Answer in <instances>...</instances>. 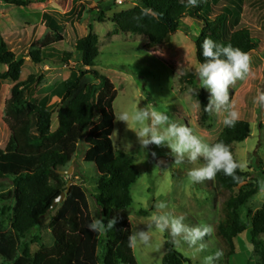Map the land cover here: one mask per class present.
Listing matches in <instances>:
<instances>
[{"label": "trees", "instance_id": "trees-1", "mask_svg": "<svg viewBox=\"0 0 264 264\" xmlns=\"http://www.w3.org/2000/svg\"><path fill=\"white\" fill-rule=\"evenodd\" d=\"M5 1L29 6L39 0ZM245 1L200 0L193 7L187 0H138L134 7L116 13L112 22L117 31L146 36V47L152 49L171 43L185 17L199 21L201 28L195 46L200 64L204 61L202 44L208 38L231 44L247 53L258 47L249 28L229 29L230 24L239 25ZM44 16L50 32L28 53L35 64L46 63L47 55H52L49 53L51 48L64 41L63 28L57 18L48 13ZM75 50L81 54L79 64L85 69H72L63 83L57 110L59 125L56 131H52L54 112L48 106V100L36 102L27 96L37 82L36 75L21 79L25 57L17 55L0 32V64L7 65V70L0 72V89L4 81L13 82L4 110V121L12 133L11 143L0 155V184L5 180L11 183L10 188L0 189L1 264H139L133 242L130 243L132 229L128 215L133 204L131 190L139 171L133 156L115 149L112 135L117 90L107 75L94 68L100 48L99 36L93 32L92 26L88 34L77 39ZM60 57L67 62L72 53L63 52ZM193 78V74H186L181 80L192 82ZM197 98L201 106L200 121L204 123L210 117L205 111L209 96L201 91ZM250 135L251 124L239 119L234 127L224 126L213 143L228 145L237 161L234 144L245 141ZM81 140L88 145L84 160L94 163L98 169L93 198L97 220L113 223V227L107 230H89L88 225L95 219L87 190L74 180L77 173L71 177L73 182L65 200L51 208L67 189L69 177L60 171L68 169ZM246 176L238 168L235 178L223 172L214 177L218 190L231 192L239 188V193L227 197L225 203L226 229L231 236L246 230L241 208L258 191L254 184L245 183ZM51 212H55L49 223L52 245H46L40 234L28 240L41 219ZM140 212L149 213L146 210ZM251 226L252 242L258 249L261 247L260 237L264 235V204L254 213ZM33 244L39 246L37 251L32 250ZM165 246L163 264L188 262L170 240H166ZM262 249L258 264H264V247Z\"/></svg>", "mask_w": 264, "mask_h": 264}, {"label": "rangeland", "instance_id": "rangeland-1", "mask_svg": "<svg viewBox=\"0 0 264 264\" xmlns=\"http://www.w3.org/2000/svg\"><path fill=\"white\" fill-rule=\"evenodd\" d=\"M211 1V0H208ZM138 0H39L29 6H17L0 0V32L9 42L14 52L25 57L22 80L36 75L37 82L27 92L28 99L40 102L48 100L53 110L52 131L59 125L57 110L60 106L59 91L69 78L72 69L84 70L79 64L81 54L75 50L78 38L88 34L90 26L99 36L100 55L95 69L107 75L115 85L117 97L114 102L116 116L127 111L130 115L148 107L166 113L171 119L193 129L194 133L206 142L213 143L224 128V115L215 111L207 121H200L201 106L197 95L206 89L200 88L195 75L199 63L196 58L195 39L201 23L190 17L183 19V25L172 36L171 43L146 47L148 38L144 35L117 31L112 17L134 7ZM54 16L62 26L64 41L51 48L46 63L35 64L29 50L49 34L44 14ZM218 13V11H215ZM215 15V14H214ZM231 23L233 21L230 18ZM247 27L258 42V47L248 53L251 57L250 74L237 81L229 90L235 101L241 120L251 124V135L243 142L234 144V152L246 176V182L258 187L241 215L247 224L246 230L237 236L228 234L225 216V203L230 195H237L239 188L231 192L218 190L212 178L200 183L191 180L188 173L193 168L205 165L203 158L195 163L185 161L175 164V157L166 146L149 145L143 148L133 130L134 122L128 124L115 119L113 141L115 149L136 159L139 171L137 182L132 187L133 204L128 209L132 237L146 231L150 239L147 243L133 242L134 254L139 264H163L166 253V240L188 258L185 264H258L264 247V235L260 237L261 247L252 242L251 221L254 213L264 204V102L258 97L264 94V3L262 0H246L241 21L232 31ZM49 50V49H48ZM48 52V51H47ZM63 52L72 53L67 62L60 56ZM7 65L0 64V72ZM186 74H193L192 82L181 80ZM12 81H4L0 89V155L11 143L12 133L4 121L6 102L10 97ZM88 145L81 140L68 169L78 174L74 180L85 187L95 220L98 218L93 195L96 194L98 169L94 163L84 160ZM260 166V168H258ZM10 181L0 184V189L10 188ZM164 203L165 208L156 205ZM149 213L143 214L140 211ZM170 214L183 216L189 227L210 226L212 232L205 235L195 245L180 240L177 244L169 231L150 227L155 215ZM55 212L44 216L28 240L40 234L46 245L53 240L49 223ZM39 246L32 245L37 251ZM219 253V255H217ZM3 259L0 258V264Z\"/></svg>", "mask_w": 264, "mask_h": 264}, {"label": "clouds", "instance_id": "clouds-1", "mask_svg": "<svg viewBox=\"0 0 264 264\" xmlns=\"http://www.w3.org/2000/svg\"><path fill=\"white\" fill-rule=\"evenodd\" d=\"M199 2L200 0H187V3L193 7ZM202 56L204 61L195 68V75L199 80L200 88L206 89L209 93L205 111L209 114L214 111L217 114L225 113L224 125L234 127L239 121L240 113L236 110L235 101L230 98L229 90L237 81L244 80L250 74L251 57L240 48L219 43L211 38L203 42ZM258 102H264V94L258 97ZM116 120L127 124L131 121L138 126L133 130L143 148L153 144L169 148L175 157V164L183 163L185 158L192 163L203 158L206 164L193 168L188 173L195 183L210 180L219 172L235 178L236 169L243 167L234 159L228 145L223 142H206L196 135L192 128L174 122L166 113L145 107L131 115L127 111L121 112L116 116ZM156 207L163 209L166 205L159 203ZM112 227V221L105 224L103 219L94 220L88 225L92 232ZM150 227L169 231L177 244L182 239L190 245H195L197 241L212 232L210 226L189 227L185 224L183 216L176 217L170 214L153 216ZM137 236L144 243L150 239L146 231H141L130 237V243L134 242Z\"/></svg>", "mask_w": 264, "mask_h": 264}, {"label": "water", "instance_id": "water-1", "mask_svg": "<svg viewBox=\"0 0 264 264\" xmlns=\"http://www.w3.org/2000/svg\"><path fill=\"white\" fill-rule=\"evenodd\" d=\"M72 171H73V169L70 168L69 170H63V171H60V172H61V174H64V175H68V176H70L71 173H72ZM72 182H73L72 179L69 178V180H68V182H67V189H66V191L63 192V193L60 195V197H58V198L54 201V204H53L52 207H51L52 209H53L57 204L62 203V202L65 200L66 194H67V192L69 191V188L71 187Z\"/></svg>", "mask_w": 264, "mask_h": 264}]
</instances>
